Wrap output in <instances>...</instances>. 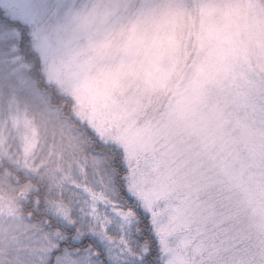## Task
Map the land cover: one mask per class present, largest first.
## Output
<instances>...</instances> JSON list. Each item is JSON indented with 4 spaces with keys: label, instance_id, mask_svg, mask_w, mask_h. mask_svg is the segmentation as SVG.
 <instances>
[{
    "label": "snow or ice",
    "instance_id": "1",
    "mask_svg": "<svg viewBox=\"0 0 264 264\" xmlns=\"http://www.w3.org/2000/svg\"><path fill=\"white\" fill-rule=\"evenodd\" d=\"M243 21L0 0V264H264V0Z\"/></svg>",
    "mask_w": 264,
    "mask_h": 264
},
{
    "label": "rangeland",
    "instance_id": "2",
    "mask_svg": "<svg viewBox=\"0 0 264 264\" xmlns=\"http://www.w3.org/2000/svg\"><path fill=\"white\" fill-rule=\"evenodd\" d=\"M233 3L237 6L238 11L240 12L241 23L239 28L233 31L232 38L242 47H247L251 41V29L243 21V10L246 4L251 3V0H233ZM190 46L191 45H189V47ZM60 75L62 79L68 82L71 88L78 90L80 87H82L81 82L77 79L76 69L73 66L68 65L62 67L60 69ZM80 100L85 110H91V106L84 97H81Z\"/></svg>",
    "mask_w": 264,
    "mask_h": 264
}]
</instances>
